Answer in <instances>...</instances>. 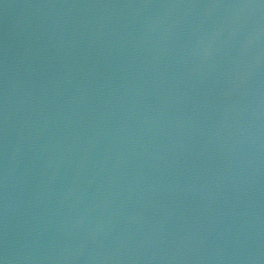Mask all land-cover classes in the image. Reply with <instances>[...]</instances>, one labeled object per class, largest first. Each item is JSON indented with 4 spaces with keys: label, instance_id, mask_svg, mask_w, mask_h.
Here are the masks:
<instances>
[{
    "label": "water",
    "instance_id": "obj_1",
    "mask_svg": "<svg viewBox=\"0 0 264 264\" xmlns=\"http://www.w3.org/2000/svg\"><path fill=\"white\" fill-rule=\"evenodd\" d=\"M0 264H264V0H0Z\"/></svg>",
    "mask_w": 264,
    "mask_h": 264
}]
</instances>
